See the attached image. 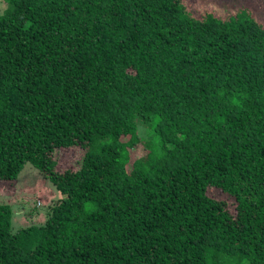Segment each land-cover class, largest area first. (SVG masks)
<instances>
[{"label":"trees","instance_id":"1","mask_svg":"<svg viewBox=\"0 0 264 264\" xmlns=\"http://www.w3.org/2000/svg\"><path fill=\"white\" fill-rule=\"evenodd\" d=\"M139 119L159 152L134 153ZM27 162L60 196L17 230L0 202V264H264V26L183 0H7L0 182Z\"/></svg>","mask_w":264,"mask_h":264},{"label":"rangeland","instance_id":"2","mask_svg":"<svg viewBox=\"0 0 264 264\" xmlns=\"http://www.w3.org/2000/svg\"><path fill=\"white\" fill-rule=\"evenodd\" d=\"M190 12L197 16L213 14L228 19L247 17L258 20L264 26V0H183ZM7 7V0H0V13ZM138 143L133 149L137 156L145 155L149 147L159 152L160 142L153 128L141 119L137 122ZM84 150L73 147L55 152L58 168L81 166ZM209 193L225 199L234 208L235 202L219 189ZM60 194L55 184L31 162H27L12 183L0 182V202L12 205V227L14 230L29 224H42L50 213L51 205ZM88 204V207H91Z\"/></svg>","mask_w":264,"mask_h":264}]
</instances>
